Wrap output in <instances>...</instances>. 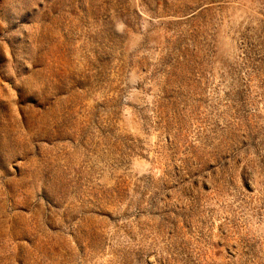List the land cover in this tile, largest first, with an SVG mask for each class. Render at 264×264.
I'll use <instances>...</instances> for the list:
<instances>
[{
  "label": "rangeland",
  "instance_id": "rangeland-1",
  "mask_svg": "<svg viewBox=\"0 0 264 264\" xmlns=\"http://www.w3.org/2000/svg\"><path fill=\"white\" fill-rule=\"evenodd\" d=\"M0 264H264V0H0Z\"/></svg>",
  "mask_w": 264,
  "mask_h": 264
}]
</instances>
